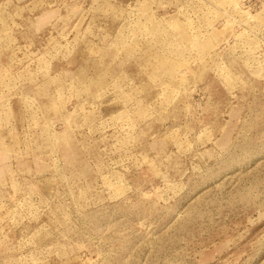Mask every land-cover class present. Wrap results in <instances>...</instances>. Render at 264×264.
Returning <instances> with one entry per match:
<instances>
[{
  "label": "rangeland",
  "instance_id": "rangeland-1",
  "mask_svg": "<svg viewBox=\"0 0 264 264\" xmlns=\"http://www.w3.org/2000/svg\"><path fill=\"white\" fill-rule=\"evenodd\" d=\"M0 264H264V0H0Z\"/></svg>",
  "mask_w": 264,
  "mask_h": 264
}]
</instances>
